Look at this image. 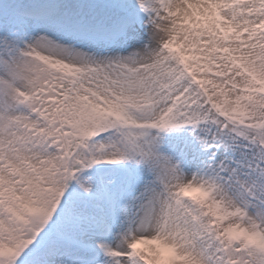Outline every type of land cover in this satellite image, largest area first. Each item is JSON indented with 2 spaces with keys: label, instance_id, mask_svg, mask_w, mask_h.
<instances>
[{
  "label": "snow or ice",
  "instance_id": "6c2138e0",
  "mask_svg": "<svg viewBox=\"0 0 264 264\" xmlns=\"http://www.w3.org/2000/svg\"><path fill=\"white\" fill-rule=\"evenodd\" d=\"M0 264H264V0H0Z\"/></svg>",
  "mask_w": 264,
  "mask_h": 264
}]
</instances>
